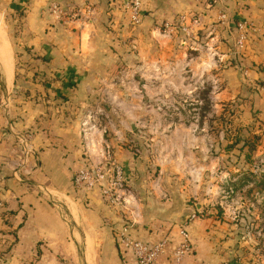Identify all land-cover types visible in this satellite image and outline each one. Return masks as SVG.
Listing matches in <instances>:
<instances>
[{
  "label": "rangeland",
  "instance_id": "1",
  "mask_svg": "<svg viewBox=\"0 0 264 264\" xmlns=\"http://www.w3.org/2000/svg\"><path fill=\"white\" fill-rule=\"evenodd\" d=\"M31 1L0 0L12 59L11 77L0 63V264H39L37 243L17 249L28 217L20 204L36 192L64 204L52 182L68 154L70 174L84 166L110 181L121 169L114 202L94 190L124 226L170 231L196 210L217 226L224 261L264 264V0L236 11L225 2L227 17L205 16L194 36L166 32L163 16L134 25L123 10L103 14L84 45L92 18L81 0H47L38 21ZM241 133L248 147L228 149ZM76 246L78 262L59 259L84 264L81 238Z\"/></svg>",
  "mask_w": 264,
  "mask_h": 264
},
{
  "label": "crops",
  "instance_id": "2",
  "mask_svg": "<svg viewBox=\"0 0 264 264\" xmlns=\"http://www.w3.org/2000/svg\"><path fill=\"white\" fill-rule=\"evenodd\" d=\"M3 1L7 7H10L11 3L15 1H18L19 4H24L25 2V0ZM46 1L34 0L27 4V10H29L31 19L35 18L37 21L41 19L39 16L43 14ZM70 1L72 0H65V2ZM90 1L92 5L90 17L92 20L91 24L86 26L85 29H81L80 37L82 45L86 44L90 38L91 31L95 28L97 17L103 14L121 15L122 13V0ZM249 1L251 0H227L228 3H232V6H234V11L237 10L235 8L236 5H243ZM217 3L211 0H202L201 3H195L191 0H142V13L143 15L146 13V16H163L165 17L164 20H172L173 22H178L180 15L187 14L189 18L197 20L198 25L196 29H198L202 18L205 16H211V18L216 19L218 15ZM225 8L227 9V5H225ZM9 45L4 32V24L0 17V63L5 66L9 77H11L12 59ZM5 54L10 63L5 60ZM57 158L60 163V167L58 168L60 172L56 171V177L60 179L59 181L52 182V184L59 192H63L64 204L61 203L56 206L55 203L44 199L40 192H36L35 196H33V192H25V196L30 194L35 199L28 200L31 202L26 201L20 204L21 208L19 211L27 212L28 215L24 225L17 231L19 237L17 249H20L19 251L22 254L26 247L37 248L36 243L41 241L39 250L41 251L42 259L38 261L39 264H57L60 259H68L76 263L80 260L76 242L81 238L84 264H89L88 261L91 254L90 241L93 244L92 249L94 247L95 264H138L117 243L118 232L123 227H126L133 238L143 241H157L167 237L171 244L164 254L157 259L155 264H175L172 257V248L179 239V227L188 222L187 228L193 249L185 257V264H220V261L225 258V245L220 242L219 231L217 230V226H212L213 220L210 217L200 219L197 216L192 221H187L188 215L185 221L176 224L170 231L166 229L164 231L145 229L139 226L140 220L138 219H133L135 222L133 221L131 224L124 226L120 223L122 218L118 216V212H115V210L106 205L97 195L96 190L78 189L73 185V174H70L67 166L64 167L63 164L67 163L69 167L73 166L74 154H68L64 158L58 156ZM126 208H129V206L126 205ZM203 208L201 206V210ZM192 213L197 214L196 210ZM64 215H68L70 221ZM95 242H97V246H95Z\"/></svg>",
  "mask_w": 264,
  "mask_h": 264
},
{
  "label": "built area",
  "instance_id": "3",
  "mask_svg": "<svg viewBox=\"0 0 264 264\" xmlns=\"http://www.w3.org/2000/svg\"><path fill=\"white\" fill-rule=\"evenodd\" d=\"M195 3H200L201 0H191ZM218 2L217 16L220 20H224L227 17V12L223 6L227 0H212ZM82 11L84 15L90 16L92 13V5L90 0H81ZM222 4V5H221ZM50 11L53 14L66 16L67 12L58 3H50ZM122 10L126 12L132 24L137 25L141 22L143 16L142 13V0H122ZM178 22L172 20H166L163 22V29L166 32H173L176 29L181 30L187 36H194L196 31L197 20L189 18L187 14H182L178 18ZM238 46L242 48L244 46L245 35V22H238ZM122 179V171L119 167H116L113 178L108 181L105 178L104 173L99 169L92 170L90 168L81 166L73 173V185L78 189H97L99 193L108 198L111 202H114V194L116 193V187L120 185ZM197 218L196 213H192L188 216L187 221H192ZM188 222L183 224L178 229L179 239L172 248V257L175 264H185V257L191 253L193 244L188 231ZM117 242L138 264H155L157 259L164 254L168 246L171 244L170 240L162 238L157 241L152 240H139L133 238L128 232L126 227H123L117 234ZM57 264H69L65 260L58 261ZM221 264H228L223 261Z\"/></svg>",
  "mask_w": 264,
  "mask_h": 264
},
{
  "label": "trees",
  "instance_id": "4",
  "mask_svg": "<svg viewBox=\"0 0 264 264\" xmlns=\"http://www.w3.org/2000/svg\"><path fill=\"white\" fill-rule=\"evenodd\" d=\"M19 14H20V12H19ZM42 58L43 57H41V59ZM233 62H235L236 64H244V63L249 64L250 60H248L247 57H244L243 54H241V55L240 54H236L235 57L233 58ZM53 80L59 81L61 79H53ZM248 145H249L248 140L245 138V135L241 133V134H237L235 136V138L233 139V141L229 145L228 149L238 148V149L242 150L244 147H248ZM37 244L39 245L40 242H37Z\"/></svg>",
  "mask_w": 264,
  "mask_h": 264
},
{
  "label": "bare ground",
  "instance_id": "5",
  "mask_svg": "<svg viewBox=\"0 0 264 264\" xmlns=\"http://www.w3.org/2000/svg\"><path fill=\"white\" fill-rule=\"evenodd\" d=\"M4 58H5V60H6L7 62L9 61V59H8V57H7L6 54L4 55ZM5 60H4V62H6ZM9 63H10V61H9ZM9 68H10V66H9Z\"/></svg>",
  "mask_w": 264,
  "mask_h": 264
},
{
  "label": "water",
  "instance_id": "6",
  "mask_svg": "<svg viewBox=\"0 0 264 264\" xmlns=\"http://www.w3.org/2000/svg\"><path fill=\"white\" fill-rule=\"evenodd\" d=\"M1 66V65H0ZM2 68V67H1ZM3 70V69H2Z\"/></svg>",
  "mask_w": 264,
  "mask_h": 264
}]
</instances>
